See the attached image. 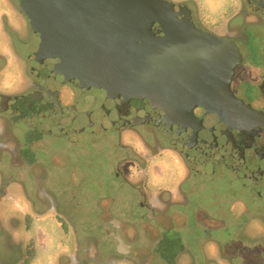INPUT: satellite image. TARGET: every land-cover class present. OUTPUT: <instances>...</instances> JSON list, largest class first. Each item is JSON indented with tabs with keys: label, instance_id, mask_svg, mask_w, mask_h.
Returning a JSON list of instances; mask_svg holds the SVG:
<instances>
[{
	"label": "flooded vegetation",
	"instance_id": "obj_1",
	"mask_svg": "<svg viewBox=\"0 0 264 264\" xmlns=\"http://www.w3.org/2000/svg\"><path fill=\"white\" fill-rule=\"evenodd\" d=\"M168 1L187 6L199 29L236 44L242 63L235 71L232 91L263 115L262 126L231 131L222 137L200 123L183 128L144 124L134 113L108 100L102 90H81L69 82L44 78L30 60L40 40L32 33L19 0H0V140L7 141L0 142V162L6 164V170L0 167V198L17 204L12 192L18 183L23 186L17 177L24 166H17V160L25 164L26 154L32 149L35 154L42 150L51 154L49 158H60L58 165L63 170L68 168L60 157L64 151L48 147L50 139L63 138L75 145L81 135L117 137L115 178L121 184V195L129 198L120 210L132 219L124 221L118 216L116 199L106 197L112 205L100 209L93 226L97 229L91 233L79 236V227L72 226L71 233L58 223L64 236L56 242L64 245L55 254L54 264H198L193 254L198 248L201 253L207 252L210 262H205L213 264L217 244H223L213 234L225 230L231 219L242 221L250 215L251 207L255 214L249 216L250 224L261 231L264 0H217L213 4L206 0ZM221 8L225 9L214 16V9ZM195 115L203 120L206 111L198 108ZM9 123L13 132L6 138ZM43 127L48 129L44 131ZM39 157L42 161L31 164L45 162ZM81 224L84 230L86 224ZM26 226L22 225L20 231ZM190 228L193 232L187 241L184 235ZM65 236L69 239L64 240ZM40 244L45 247V242ZM148 258L154 261L148 263Z\"/></svg>",
	"mask_w": 264,
	"mask_h": 264
},
{
	"label": "water",
	"instance_id": "obj_2",
	"mask_svg": "<svg viewBox=\"0 0 264 264\" xmlns=\"http://www.w3.org/2000/svg\"><path fill=\"white\" fill-rule=\"evenodd\" d=\"M40 40L30 57L44 78L108 100L154 126L200 123L220 136L260 127L232 80L241 54L199 29L191 10L168 0H19ZM206 111L203 120L195 110Z\"/></svg>",
	"mask_w": 264,
	"mask_h": 264
},
{
	"label": "rangeland",
	"instance_id": "obj_3",
	"mask_svg": "<svg viewBox=\"0 0 264 264\" xmlns=\"http://www.w3.org/2000/svg\"><path fill=\"white\" fill-rule=\"evenodd\" d=\"M206 1L208 3L212 1V4L217 2V0ZM224 9H214V16ZM93 96L98 97V94L93 93ZM6 126L4 135L7 138L8 133L12 134L13 126L10 123ZM42 129L46 131L48 127ZM77 140L78 144L75 145L68 144L63 138L60 141L49 140L50 150L64 151V154L60 155L68 165L64 170L58 165L62 161L60 158H49L51 154H43L45 152L42 150L37 154L34 153V149L30 150L32 152L26 154L28 161L25 164L20 159L17 160V166L24 165L20 169V177H17L23 186H19L18 183L16 190L13 189L12 192L14 201L18 200L17 204H12L7 198H0V264L26 263L28 259L29 264H50V260L51 264H54L55 254L62 249L61 245H64L58 242L60 244L58 248L59 244L56 242L59 237L64 236L60 231L68 228L73 233L72 226L79 227L77 234L83 236V232L91 233L93 229H97L93 226L99 220L100 209H109L112 205L106 197L116 199L119 206L115 213L118 216L124 221L132 219L120 210L129 198L121 195L119 190L121 184L116 182L115 178L114 156L117 154L115 152L117 137L103 134L96 137L81 135ZM0 142L7 144L6 140ZM109 145H112V149ZM39 156L44 158L45 162L31 164L33 161H42ZM0 167L3 169L5 167L6 170V164L3 165L2 162ZM2 181L3 177L0 175V182ZM8 181V179L4 181L2 190L7 186ZM197 201L200 202L201 199ZM260 208L264 209V205ZM249 213V216L255 214L252 207ZM249 216L246 215L240 222L231 219L225 230L213 234L223 242L217 244L218 254L213 256V264H264V210L259 214L262 231L260 233L250 224ZM82 222L86 224L84 230L80 228ZM58 223L65 228H58ZM22 225L27 226L21 232ZM54 227H56L55 234ZM191 232L193 230L190 228L184 235L187 241L190 240ZM68 236L72 238V234ZM68 236H65L64 240L69 239ZM197 236L201 237L198 233ZM40 242L42 244L45 242V247H42ZM205 253L207 254V252L201 253L200 248L194 250L193 254L198 257L196 260L198 264L210 262ZM147 261L151 263L154 259L148 258Z\"/></svg>",
	"mask_w": 264,
	"mask_h": 264
}]
</instances>
